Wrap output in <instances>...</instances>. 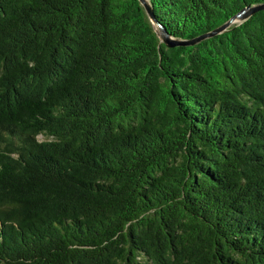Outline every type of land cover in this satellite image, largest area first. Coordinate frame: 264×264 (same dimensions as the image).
I'll return each instance as SVG.
<instances>
[{
	"label": "trees",
	"instance_id": "1",
	"mask_svg": "<svg viewBox=\"0 0 264 264\" xmlns=\"http://www.w3.org/2000/svg\"><path fill=\"white\" fill-rule=\"evenodd\" d=\"M0 264H264V9L0 0Z\"/></svg>",
	"mask_w": 264,
	"mask_h": 264
},
{
	"label": "water",
	"instance_id": "2",
	"mask_svg": "<svg viewBox=\"0 0 264 264\" xmlns=\"http://www.w3.org/2000/svg\"><path fill=\"white\" fill-rule=\"evenodd\" d=\"M140 4L143 6L147 16L151 20L152 24L156 27L154 29L156 30V33L158 35L159 41L163 42L166 46H174V45H186V44H191L196 40H199L200 38L206 36V35H212L215 33H218L222 30H224L226 27H228L230 24L239 22L242 20H245L248 18L250 15H252L255 11L264 9V3L263 4H257V5H251V6H246L242 8L238 13L234 14L232 17L229 18L227 22L222 24L221 26L215 28L208 34H203L195 39L192 40H180V39H175L172 38L166 30L154 19L153 11L151 8V5L148 0H139Z\"/></svg>",
	"mask_w": 264,
	"mask_h": 264
},
{
	"label": "rangeland",
	"instance_id": "3",
	"mask_svg": "<svg viewBox=\"0 0 264 264\" xmlns=\"http://www.w3.org/2000/svg\"><path fill=\"white\" fill-rule=\"evenodd\" d=\"M154 27H156V26H154ZM157 28V27H156Z\"/></svg>",
	"mask_w": 264,
	"mask_h": 264
}]
</instances>
